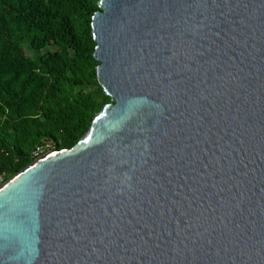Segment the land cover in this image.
I'll return each instance as SVG.
<instances>
[{
	"label": "water",
	"instance_id": "95a60500",
	"mask_svg": "<svg viewBox=\"0 0 264 264\" xmlns=\"http://www.w3.org/2000/svg\"><path fill=\"white\" fill-rule=\"evenodd\" d=\"M110 102L0 186V264H264V0H101Z\"/></svg>",
	"mask_w": 264,
	"mask_h": 264
},
{
	"label": "trees",
	"instance_id": "16d2710c",
	"mask_svg": "<svg viewBox=\"0 0 264 264\" xmlns=\"http://www.w3.org/2000/svg\"><path fill=\"white\" fill-rule=\"evenodd\" d=\"M99 1L0 0V186L37 148H72L110 102L93 59Z\"/></svg>",
	"mask_w": 264,
	"mask_h": 264
},
{
	"label": "built area",
	"instance_id": "2783aa9c",
	"mask_svg": "<svg viewBox=\"0 0 264 264\" xmlns=\"http://www.w3.org/2000/svg\"><path fill=\"white\" fill-rule=\"evenodd\" d=\"M43 151H42V149L41 148H37V150L34 152V156L35 157H40V155H42L43 153H42ZM1 177H0V184H1Z\"/></svg>",
	"mask_w": 264,
	"mask_h": 264
}]
</instances>
